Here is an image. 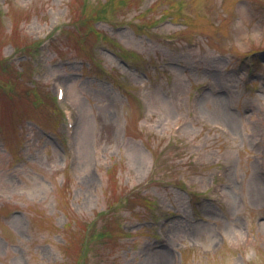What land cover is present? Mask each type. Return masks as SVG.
Returning <instances> with one entry per match:
<instances>
[{"label":"rangeland","instance_id":"374dc122","mask_svg":"<svg viewBox=\"0 0 264 264\" xmlns=\"http://www.w3.org/2000/svg\"><path fill=\"white\" fill-rule=\"evenodd\" d=\"M0 264H264V0H0Z\"/></svg>","mask_w":264,"mask_h":264},{"label":"bare ground","instance_id":"6f19581e","mask_svg":"<svg viewBox=\"0 0 264 264\" xmlns=\"http://www.w3.org/2000/svg\"><path fill=\"white\" fill-rule=\"evenodd\" d=\"M164 259H165V258H164ZM164 259H163V260H164Z\"/></svg>","mask_w":264,"mask_h":264}]
</instances>
